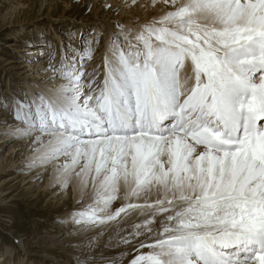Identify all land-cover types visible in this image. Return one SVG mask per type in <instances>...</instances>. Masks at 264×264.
I'll list each match as a JSON object with an SVG mask.
<instances>
[{
    "label": "snow or ice",
    "instance_id": "1",
    "mask_svg": "<svg viewBox=\"0 0 264 264\" xmlns=\"http://www.w3.org/2000/svg\"><path fill=\"white\" fill-rule=\"evenodd\" d=\"M161 2L139 29L116 24L91 72L89 46L50 94L0 107L30 165L91 187L71 221L111 226L127 264H264V0Z\"/></svg>",
    "mask_w": 264,
    "mask_h": 264
},
{
    "label": "rangeland",
    "instance_id": "2",
    "mask_svg": "<svg viewBox=\"0 0 264 264\" xmlns=\"http://www.w3.org/2000/svg\"><path fill=\"white\" fill-rule=\"evenodd\" d=\"M101 3L104 6L97 9L96 7L100 6ZM110 12L109 3L104 2V0H0V56H3L5 59L10 58L12 55H9L8 49L10 50V48L6 44L10 41H17L21 47L35 46L34 48L36 51L38 50L40 58L47 56L48 64L52 61L50 68L53 70L54 68H59L61 61L67 56H70L73 52L77 55L82 54L89 46L93 49L100 48V51L105 52V44L108 43V30L103 24L104 19L113 21L109 17ZM124 28L127 29L126 26ZM58 35L59 37L57 38ZM95 51L93 55L99 52L98 50ZM16 55L21 57V62L18 65H25L23 61L28 60L25 59V55L21 52L19 53V51ZM61 56L64 58H61ZM84 63L86 66L90 63L89 67H86V71L89 72L94 64L101 63V57L97 61L85 60ZM5 64L6 62L2 64L0 62V101H2V95H5L4 100H11L25 94L30 97L26 84L35 88L41 94L39 88L41 85L38 82L41 81L39 82L40 84L44 83L43 79L32 76L33 74L29 75L30 72L24 71L25 68L14 71L5 66ZM25 76L36 78V80L27 82L23 79ZM45 85L49 86L50 84L45 83ZM56 87L58 86H54V88ZM2 102L4 103V101ZM2 102H0V105H3ZM3 179L4 177L0 176V188L10 187L14 184L15 186L17 185L15 181L5 183ZM24 188L25 186L20 187L14 192L18 193V199L7 203L0 202V246L3 251H7L13 257V264H19L21 261H23V264H57L51 260L45 261L38 255L39 250L34 245L42 236H56L73 227L78 233L86 231L94 233L93 230L96 227L85 229L81 225L72 224L71 221V214L90 203L91 200H86L88 201L86 204L79 203L80 206H77L78 204H75L73 199L69 198L64 201L66 196L63 195L64 198L61 200L62 196L58 201V205H55L52 202L53 199L48 198L49 196L38 193L40 195H37L38 197L35 199ZM59 204L61 205L59 206ZM20 239H23L21 243H25V248L29 247L27 249L30 254L25 255L19 250L21 246L20 244L18 245L16 240L19 241ZM143 250L147 251V249H142L141 251ZM135 254V252L130 253V255ZM97 255L95 252L91 255L95 261L94 264L103 263L104 260L106 264H110L108 262L109 255L103 256L107 258L97 257ZM125 259V256L120 257V261L117 264H124ZM85 261L86 259L81 260V262L86 264L87 262Z\"/></svg>",
    "mask_w": 264,
    "mask_h": 264
},
{
    "label": "bare ground",
    "instance_id": "3",
    "mask_svg": "<svg viewBox=\"0 0 264 264\" xmlns=\"http://www.w3.org/2000/svg\"><path fill=\"white\" fill-rule=\"evenodd\" d=\"M104 2L109 3V10L111 11L109 17L112 18L114 21L111 22L110 20L104 19L103 25L108 30V41L111 37V34L115 31L116 24L121 25L122 22V26L125 25L127 29H139L141 25L148 23L153 18H158L162 14L164 8V5L161 0H104ZM103 6L104 4L101 3V5L96 8L100 9V7ZM124 22L125 24H123ZM58 37L59 35L57 36V38ZM6 46L10 48V50L8 49V52H10L9 55L12 56L8 59H5L3 56H0L1 64L6 62L5 66H8L9 69L14 71H19L20 69L25 68L24 71H29V75L33 74L32 76H36L37 78L39 77L40 79H43V84L39 83L41 81L38 82V84L41 85L39 86L41 94L48 95L50 94V90L55 89L54 86L59 87V85L64 83L62 79L57 78L59 76V73H55L54 70L50 68L52 61L50 60L51 62L48 64L46 58L47 56L40 58V54L37 52L38 50L36 51V49L34 48L35 46L21 47L20 43L17 41H10L6 44ZM106 46L107 44H105L104 51L106 50ZM99 49L100 48H94V51L98 50L99 52L97 51L98 54H94L91 60L97 61L100 57L102 60V56L105 52L100 51ZM18 51L19 53L21 52L25 55V59H28L23 61L25 62L23 63L25 64L23 66L18 65L21 62V57L16 55ZM61 58L64 57L61 56ZM88 64L90 65V63ZM98 64H94L92 69L95 68ZM89 65L87 67H89ZM92 69L89 70V72H91ZM23 79H25V81L27 82L31 80H36V78H29L28 76L23 77ZM45 83H48L50 85H45ZM26 85L30 97L34 96L39 92L38 90H35V88L30 87L28 84ZM4 96L5 95L1 96L2 101L6 100H4ZM15 123L16 122L13 120L10 111L6 110L4 107L0 108V176L4 177L3 181L5 183L8 181H15V183L17 184L16 186L14 184L10 187L0 188V202L7 203L12 200L18 199V193L14 192H16V189L24 186V190H27V192L31 194L32 198L34 197L36 199L40 195H38V193H42L45 196H49L48 198L53 199L52 202H54L55 205H58V201L63 195L66 196L64 201L69 198L73 199L75 204H78L77 206H80L79 203L86 204V202L91 200V187L89 186L88 188H83L81 185L80 178L73 175L69 178L67 186L63 185L62 178L58 179V176L60 174L57 171V165L60 162L53 161L38 166L30 165V161L36 154L33 151L34 145L32 144V141L29 138H22L15 134L13 127ZM123 193L124 188L123 185H121V195H123ZM64 196L61 198V200L64 198ZM121 203L122 201H116V205L114 204V207H118ZM61 204L63 203L61 202ZM61 204H59V206ZM93 231L94 233H91L90 231L78 233L77 230L73 227L72 229L70 228L68 231H65L56 236H40L41 238L37 240L34 246L37 247V249L39 250V254H37L40 255L42 259H44L45 261L51 260L56 262L57 264H79L82 259H86V264H94L95 261L92 258L93 256H91L94 254V252L96 253V255L98 254L97 257L107 258L103 256L109 255L110 257L108 258V262H110V264H117V262L120 261L121 253L127 252L129 253L128 255H125V263L127 264V261L131 258L130 253L135 252V250L128 249L123 244L117 245L115 241L110 240V237L114 235V229L111 226L98 228L96 227V229ZM101 233L103 234L101 235ZM126 234L127 233H125V235ZM16 241L18 242V245L20 244L21 247H19V250L22 251L23 254H30L27 249L29 247L25 248V243H21L23 239ZM88 245H92L91 250H89V248L87 247ZM89 257H91V259H89ZM6 261L8 262L6 263ZM13 262V257L7 251H3L0 246V264H13ZM22 262L23 261H21V263L19 264H23Z\"/></svg>",
    "mask_w": 264,
    "mask_h": 264
}]
</instances>
